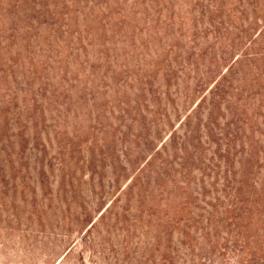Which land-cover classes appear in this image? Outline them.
Listing matches in <instances>:
<instances>
[{
    "label": "rangeland",
    "instance_id": "1",
    "mask_svg": "<svg viewBox=\"0 0 264 264\" xmlns=\"http://www.w3.org/2000/svg\"><path fill=\"white\" fill-rule=\"evenodd\" d=\"M0 264H264V0H0Z\"/></svg>",
    "mask_w": 264,
    "mask_h": 264
}]
</instances>
